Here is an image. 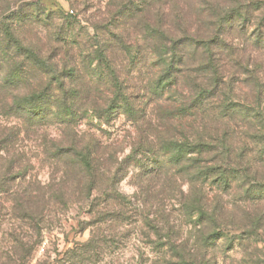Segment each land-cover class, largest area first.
I'll return each mask as SVG.
<instances>
[{"label":"rangeland","instance_id":"374dc122","mask_svg":"<svg viewBox=\"0 0 264 264\" xmlns=\"http://www.w3.org/2000/svg\"><path fill=\"white\" fill-rule=\"evenodd\" d=\"M249 1L245 22L235 19L226 25L218 44L225 74L235 73V84L241 87L237 97L255 101L260 94V116L238 117L233 129L236 138L243 135L247 141L238 170L246 171L243 180L248 185L253 177L264 183V153L259 156L264 150V0L218 1L219 13L230 8L242 14L241 4ZM191 3L180 1L197 28ZM152 10L150 0H0V65L4 58L9 60L7 67L24 65L20 58L10 59L14 48L2 32L7 24L16 39L34 47L57 71L77 67L81 83L92 77L84 72L88 56L102 48L127 88L126 95L145 108L147 102L138 97L154 72L150 27L145 30L152 23ZM198 27L205 28L201 23ZM248 74L254 78L245 79ZM65 80L67 89L76 85L75 79ZM26 81L38 85L40 79L32 75ZM178 89L187 94L185 88ZM49 95L60 97L58 92ZM154 115L148 116L156 123ZM113 116L108 124L91 114L79 116L70 130L55 121L24 130L0 113V135L14 127L19 130L9 152L0 157V168L13 160L21 174L8 185L0 183V264H264L261 193L245 197L239 173L238 181L221 195L216 212L209 207L217 224L210 225L208 216L191 204L196 196L185 173L172 177L163 171L139 180L134 178L137 167L131 166L123 176L119 163L130 154L138 134L125 114ZM73 133L84 143L96 139L99 170H110L88 195V179L69 172L51 148L54 143L67 147ZM110 155L116 160L110 161ZM113 176L111 184L108 179ZM213 230L220 231V239H208Z\"/></svg>","mask_w":264,"mask_h":264},{"label":"trees","instance_id":"16d2710c","mask_svg":"<svg viewBox=\"0 0 264 264\" xmlns=\"http://www.w3.org/2000/svg\"><path fill=\"white\" fill-rule=\"evenodd\" d=\"M150 1L153 6L152 23L145 30L150 27L147 32L151 36L154 57L151 68L153 66L154 72L150 80L139 88L143 94L138 97L147 102L145 108L144 105L135 106L130 95H126L127 88L110 66L104 49L98 48L90 53L84 72L92 77L88 79L90 81L81 83L77 67L57 71L56 66L34 47L16 39L12 26L7 24L2 26V32L14 48L9 53L10 59L20 58L24 65L19 69L16 66L7 67L9 60L6 58L0 65V113L18 121L24 130L41 129L53 121L62 129L70 130L75 126L76 118L87 117L88 114L92 119L108 124L115 113L125 114L136 125L138 137L130 154L119 163L123 176L131 166L137 167L134 178L139 180L157 176L163 171L172 177L185 173L196 196L191 204L196 205L200 215L208 216L210 225H217L211 215L213 211L208 209L213 206L216 212L221 195L238 181L239 173L245 197H253V192H259L258 198L264 199V183L253 177L249 178L248 185L243 180L246 171L239 172L247 141L243 135L236 138L233 132L236 118L249 117L250 113L260 116V94L255 101L237 97L236 91L242 93L241 87L235 84V73L225 74L218 47L226 25L235 22V19L245 22L251 1L241 4L240 9H244L242 14L239 9L230 8L221 9L223 13H219V0H190L197 28L191 24L188 12L180 4L181 0ZM12 18L16 21V13ZM200 23L204 29H199ZM93 62H97L94 68ZM32 75L39 77L38 85L26 81ZM66 78L75 79L76 85L67 89ZM249 78L254 76L248 74L245 79ZM58 80L61 81L53 86L52 83ZM180 86L186 89V95L178 93ZM50 92H58L60 97L51 99ZM92 93H104L107 97H90ZM83 94L84 100L81 99ZM175 94L180 98L174 97ZM149 114H155L156 123L152 122ZM14 128L8 129L6 135H0L2 158L6 156L3 152H9L18 136L19 130L15 132ZM59 144L52 145L53 156H59L57 159L63 160L69 172L88 179V195L94 184L110 173V170H99L101 157L96 155L98 141L90 137L84 143L73 133L67 147ZM263 153L264 150L259 156ZM137 156L140 158L137 159ZM109 159L116 160L111 155ZM6 163L5 168H0V183L8 185L21 174L13 160ZM67 175L65 173L66 181L70 180ZM108 180L114 183V176ZM76 183L80 187V182ZM211 238L220 239V231L213 230L208 235V239Z\"/></svg>","mask_w":264,"mask_h":264},{"label":"built area","instance_id":"2783aa9c","mask_svg":"<svg viewBox=\"0 0 264 264\" xmlns=\"http://www.w3.org/2000/svg\"><path fill=\"white\" fill-rule=\"evenodd\" d=\"M41 250L44 251L43 248H41Z\"/></svg>","mask_w":264,"mask_h":264}]
</instances>
